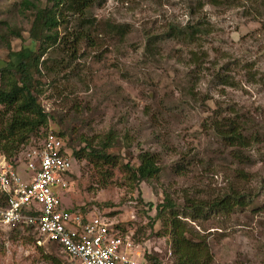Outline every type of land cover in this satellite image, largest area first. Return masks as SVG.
<instances>
[{
  "label": "rangeland",
  "instance_id": "rangeland-1",
  "mask_svg": "<svg viewBox=\"0 0 264 264\" xmlns=\"http://www.w3.org/2000/svg\"><path fill=\"white\" fill-rule=\"evenodd\" d=\"M20 1L0 0V65L7 45L29 43L32 14ZM81 17L64 11L40 58L39 130L72 131L75 149L85 145L78 136L96 144L110 132L111 145L104 163L75 158L63 205L133 230L158 264L174 261L170 211L190 243L206 244L204 264H264V0H92ZM222 118L240 123L245 146L218 136L212 120ZM143 151L158 171L140 181L132 171ZM229 196L239 202L213 206ZM163 197L172 207L154 218ZM191 203L202 204L198 215ZM36 238L33 228L1 227L0 264L63 259Z\"/></svg>",
  "mask_w": 264,
  "mask_h": 264
},
{
  "label": "built area",
  "instance_id": "built-area-1",
  "mask_svg": "<svg viewBox=\"0 0 264 264\" xmlns=\"http://www.w3.org/2000/svg\"><path fill=\"white\" fill-rule=\"evenodd\" d=\"M66 141L48 130L26 144L17 154L22 171L0 155V228L30 226L36 243L58 247L61 264H153L144 255L158 250L134 240L133 230L122 231L104 214H81L63 205L75 161Z\"/></svg>",
  "mask_w": 264,
  "mask_h": 264
},
{
  "label": "trees",
  "instance_id": "trees-1",
  "mask_svg": "<svg viewBox=\"0 0 264 264\" xmlns=\"http://www.w3.org/2000/svg\"><path fill=\"white\" fill-rule=\"evenodd\" d=\"M38 0H21L19 2L20 13L26 10L31 12V21L28 29L29 45H23L18 50H12L7 45L8 59L3 65H0V154L5 158H11L17 154L25 144H34L44 135L39 129L46 125L47 114L40 107L37 99L41 91L37 88V78L41 74L40 67L41 56L47 47L57 43V28L62 22V13L70 11L76 16H84L85 10L91 5L92 0H48L49 4L44 6L38 5ZM81 22H85L81 17ZM6 34L19 37V31L15 28H9ZM81 38L82 35H79ZM63 38V37H61ZM76 40H78L75 36ZM78 38V39H77ZM38 43L37 49L34 50L30 46L31 42ZM213 128H215L218 136L228 141L231 145L245 146L246 139L242 133L240 123L231 118H222V120H212ZM43 133V134H42ZM67 146L72 150L73 156L78 159L81 156L95 159L94 164L108 161V154L105 149L110 146V132L106 134V138L98 139L94 144L86 137L78 136V140L85 142L81 148L75 149L71 143L73 139L72 131H68ZM58 135L64 136V132L60 131ZM35 138L37 141H32ZM38 138V139H37ZM31 140V141H30ZM22 144V145H21ZM19 148V150H18ZM18 150V151H17ZM87 150V151H86ZM139 163L132 171L135 180H147L158 171L155 163V156L152 153L141 152L138 154ZM238 198V197H237ZM235 196L221 198L214 201L213 206H228L230 199H237ZM239 199V198H238ZM239 201H233L236 204ZM149 208L151 203H146ZM202 204L191 203L190 207L196 208L195 215H198ZM171 202L163 197V201L155 205L154 218L161 216L162 211L171 208ZM171 217L169 235L171 237V253L173 255L172 264H204L207 257V247L204 242L200 244H192L191 240L184 234L183 228H178L177 213L170 211ZM26 229H31L26 226ZM36 240V239H35ZM50 243V242H47ZM55 245L54 243H51ZM145 259L153 264L159 261L155 254H145ZM60 264L61 261H54Z\"/></svg>",
  "mask_w": 264,
  "mask_h": 264
},
{
  "label": "clouds",
  "instance_id": "clouds-1",
  "mask_svg": "<svg viewBox=\"0 0 264 264\" xmlns=\"http://www.w3.org/2000/svg\"><path fill=\"white\" fill-rule=\"evenodd\" d=\"M58 134V133H57ZM26 145V144H25ZM18 154V153H17ZM17 154H15L12 158H11V160H9V159H7V158H5V156L3 155V154H0V155H2L7 161H9V162H11V164L13 163V159H14V157H16L17 156ZM19 170H21V166L19 165ZM17 168V167H16ZM18 170V171H19ZM21 227V226H20ZM26 227V226H25ZM6 228H11V227H6ZM14 228H16V227H12L11 229H14ZM46 243V242H45ZM38 244V243H37ZM56 246V245H55ZM57 247V246H56ZM58 248V247H57ZM62 261V260H61ZM61 264V263H60Z\"/></svg>",
  "mask_w": 264,
  "mask_h": 264
}]
</instances>
